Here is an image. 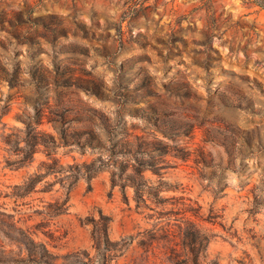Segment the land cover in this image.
Wrapping results in <instances>:
<instances>
[{
  "label": "rangeland",
  "instance_id": "374dc122",
  "mask_svg": "<svg viewBox=\"0 0 264 264\" xmlns=\"http://www.w3.org/2000/svg\"><path fill=\"white\" fill-rule=\"evenodd\" d=\"M192 224L264 264V0H0V264H193Z\"/></svg>",
  "mask_w": 264,
  "mask_h": 264
},
{
  "label": "trees",
  "instance_id": "16d2710c",
  "mask_svg": "<svg viewBox=\"0 0 264 264\" xmlns=\"http://www.w3.org/2000/svg\"><path fill=\"white\" fill-rule=\"evenodd\" d=\"M86 86V85H83ZM93 90L95 92L98 90L96 84H92ZM63 138L66 140V143H70V140H75L77 143L80 141L81 138L84 139V142L92 147H101L103 146V143L101 140L94 134V132L90 129H71L70 131L63 133ZM159 142L153 140V141H141L138 142L136 145L135 151H143V150H154L159 148L158 147ZM150 145V146H149ZM143 146V147H142ZM149 146V147H148ZM148 148V149H147ZM225 148L228 149V147L225 145ZM112 149L115 153H131L132 151V144L129 141H119L117 143H114L112 145ZM88 170L92 171L94 170L93 167H88ZM135 181V179H133ZM211 235L207 234L203 231H201L197 226L192 224V228L189 229V231L186 233L185 239L187 240L188 246L190 248V252L193 254L192 260L193 264H202L199 260L198 252L200 249L205 247L206 243L210 240ZM211 262V260H210ZM177 264H182L180 262H177ZM210 264H218L217 262H211Z\"/></svg>",
  "mask_w": 264,
  "mask_h": 264
}]
</instances>
